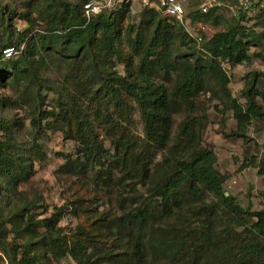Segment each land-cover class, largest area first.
I'll list each match as a JSON object with an SVG mask.
<instances>
[{
    "label": "trees",
    "instance_id": "obj_1",
    "mask_svg": "<svg viewBox=\"0 0 264 264\" xmlns=\"http://www.w3.org/2000/svg\"><path fill=\"white\" fill-rule=\"evenodd\" d=\"M91 1L0 0V86L22 87L34 128L61 123L80 156L67 161L68 170L98 168L107 189L118 188L120 172L136 186L116 198L119 213L91 204L67 235L62 213L31 214L45 206L41 197L15 202L45 152L17 139V130L28 131L24 122L0 118V246L8 264L66 256L77 264H264V209L245 210L225 194L228 174L203 144L210 107L201 99L232 112L236 137L246 139L249 127L264 121V73L246 76L242 102L223 68L264 61L261 51L250 53L264 50V0H224L206 14L196 0L198 12L186 15L192 23L203 16L219 23L233 11L226 29L201 41L155 6L135 13L121 2L87 17ZM53 68L62 72L57 82L49 78ZM137 113L143 136L135 132ZM250 166L264 179V152L241 163Z\"/></svg>",
    "mask_w": 264,
    "mask_h": 264
},
{
    "label": "rangeland",
    "instance_id": "obj_2",
    "mask_svg": "<svg viewBox=\"0 0 264 264\" xmlns=\"http://www.w3.org/2000/svg\"><path fill=\"white\" fill-rule=\"evenodd\" d=\"M184 2L186 15L198 12V3L196 0H187ZM138 11V7L134 6ZM133 11V12H135ZM136 13V12H135ZM233 11L229 8L224 11L223 18L219 23H214L212 19L201 18L206 28V33L210 36L213 33L227 28ZM132 24H138L139 19L136 14L130 17ZM196 22L193 23L195 27ZM17 26L22 30L26 23L19 21ZM186 30V26L184 25ZM264 50L260 47H252L250 53ZM13 52L9 50L7 56ZM118 70L124 71V65L119 64ZM223 68L226 70L230 83L229 87L234 97L244 101L240 92L245 84L246 76L251 71H260L264 73V61L261 58H252L249 63L232 65L223 62ZM61 70L53 68L49 73V78L57 82L61 77ZM264 77V75H263ZM49 101H53L54 94L48 92ZM209 104L208 121L203 130V144L215 151L218 161V169L228 174V180L225 184V190L232 195L238 204L245 210L258 211L264 209V179L258 174L257 168L250 166L241 169V163L251 157H261L264 152V121L254 122L247 132V138L243 139L231 135V130L236 127L231 111L225 112L224 106L218 100H210L206 96L201 98ZM27 100L23 96L22 87L18 85L7 84L0 86V118L6 120L20 119L28 128L27 132L18 131L16 137L18 140L30 144L40 143L44 149L45 157L38 161L34 166V173L24 182L15 194V202L21 204L32 200L35 196L42 198L45 206H40L31 212L37 218L51 216L54 213H62L60 227L67 235L72 234L78 225L83 221L87 208L91 205L100 212L109 210L112 213H119L116 198L122 195H128L130 185L136 186V182L128 180L121 176L119 172L117 179L120 180L118 188L107 189L97 177L95 171L84 173L78 168L68 170L66 165L70 159H78L76 149L77 144L66 138L61 123L48 120L44 122L41 128L33 127L29 118V111L26 104ZM135 132L143 136V124L136 114ZM180 119V118H179ZM2 134L0 130V135ZM160 159V156H158ZM81 162V160L79 161ZM141 190L144 188L138 186ZM132 191V190H131ZM10 227V224H6ZM13 233L7 237L12 239ZM95 261V259H94ZM0 264H8L5 255L0 246ZM50 264H77L71 257L66 256L60 260H53ZM100 264V263H96Z\"/></svg>",
    "mask_w": 264,
    "mask_h": 264
},
{
    "label": "built area",
    "instance_id": "obj_3",
    "mask_svg": "<svg viewBox=\"0 0 264 264\" xmlns=\"http://www.w3.org/2000/svg\"><path fill=\"white\" fill-rule=\"evenodd\" d=\"M121 2L131 3L133 11H135V5L138 7V11L145 7L155 6L161 9L165 15L179 19L186 26V31L199 41L203 39V35L209 36L202 23L198 22L193 27L191 19L186 16L185 8L181 0H93L85 4V14L87 17H91L104 11H110L116 9ZM223 3L224 0H202L199 8L200 13L206 14L214 7L223 5Z\"/></svg>",
    "mask_w": 264,
    "mask_h": 264
},
{
    "label": "water",
    "instance_id": "obj_4",
    "mask_svg": "<svg viewBox=\"0 0 264 264\" xmlns=\"http://www.w3.org/2000/svg\"><path fill=\"white\" fill-rule=\"evenodd\" d=\"M225 194H226V195H229V193H228V192H226Z\"/></svg>",
    "mask_w": 264,
    "mask_h": 264
}]
</instances>
